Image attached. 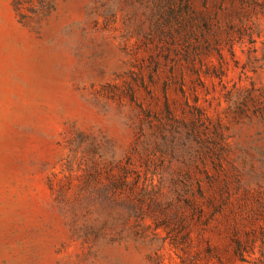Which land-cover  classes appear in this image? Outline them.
Returning <instances> with one entry per match:
<instances>
[{
	"label": "rangeland",
	"instance_id": "374dc122",
	"mask_svg": "<svg viewBox=\"0 0 264 264\" xmlns=\"http://www.w3.org/2000/svg\"><path fill=\"white\" fill-rule=\"evenodd\" d=\"M50 4L0 0V264H264V0Z\"/></svg>",
	"mask_w": 264,
	"mask_h": 264
},
{
	"label": "trees",
	"instance_id": "16d2710c",
	"mask_svg": "<svg viewBox=\"0 0 264 264\" xmlns=\"http://www.w3.org/2000/svg\"><path fill=\"white\" fill-rule=\"evenodd\" d=\"M12 5L17 12L26 8L32 14L44 12L50 9L51 6L50 0H12Z\"/></svg>",
	"mask_w": 264,
	"mask_h": 264
}]
</instances>
